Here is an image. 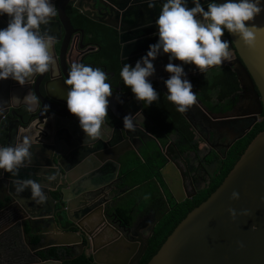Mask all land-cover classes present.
<instances>
[{
  "label": "water",
  "instance_id": "95a60500",
  "mask_svg": "<svg viewBox=\"0 0 264 264\" xmlns=\"http://www.w3.org/2000/svg\"><path fill=\"white\" fill-rule=\"evenodd\" d=\"M97 1L105 8L109 7L108 12L99 14V17L96 12L91 13L78 5L75 7L86 18L117 30L120 45L119 67L121 69L124 64H128L130 67L134 66L136 61L146 54L149 45L156 43L158 39L156 27L146 26L137 30L135 26L130 28H125L126 25L123 26L124 22L131 24V19H134L133 15L126 18L130 15L129 6L131 5L136 10L139 0H115L113 2L94 0L95 3ZM208 2L209 0H206V4ZM223 2L224 0H217V3ZM261 3L264 5V0H261ZM110 4L120 12V24H110L102 19L111 15L113 10ZM58 13L65 21L63 7L58 9ZM7 22H5L6 25ZM252 23L257 28H264V11L256 16ZM221 39L230 42L231 59L219 67L228 66L234 70L240 90L243 92L248 90L253 96L256 106L251 110L235 112V105L228 112L215 114L203 106L197 97L195 106L206 123L207 134L211 139H214L215 135L220 132L221 128L218 131V127L221 125H230L240 121L246 123L244 128H241L224 145L223 158H225L226 151L253 127L257 122V117L264 112V31L256 33V42L253 48L246 47L237 36L227 32ZM81 62L83 63L82 60ZM152 63L155 72L148 79L150 82L157 83L166 95L167 89L164 81L168 79L170 74L164 68L169 63L168 54L158 55ZM172 63L183 64L178 60H173ZM90 66L94 67L93 64ZM70 67H68L69 71ZM186 68L183 65V70L186 73L185 78L189 81L192 74L198 75L199 73L196 67L187 68V70ZM214 68L218 67L214 66ZM40 77L46 78L44 74H40L34 76L33 79L37 80ZM48 77L51 80L58 79L67 88L64 85L67 74L60 73L56 77ZM11 82V85H16L7 91V95L0 92V118L6 113V111L3 113V108L11 106L8 101L13 97L14 90L22 87L13 80ZM115 91H121V88H112L111 96ZM133 101L132 105L126 103L124 106L127 115H132L133 120L139 115L150 121L142 112L141 102L135 99ZM110 106L108 102V108ZM45 108V106L38 104L35 111L41 113ZM51 111L56 116L40 123L44 133H50L51 128H55L53 140L50 137L47 138V135L42 139L34 135L32 131L38 129V123H33L34 120L28 119L22 123L26 128L18 133L17 144H20L24 138L33 144L30 148L31 163L29 166L21 168L17 177H12L0 170V181L2 179L7 180L10 193L8 194L10 201L5 203L0 212L18 214L24 235L29 236V233L34 232L41 234L39 242L34 244L36 247L33 249L44 250L50 247L72 249L76 246L79 248L80 254L90 257L95 264H140L158 220L148 224L150 228L147 232H141L140 229H137V223L133 224L132 227L122 228L128 234L134 233V227L138 230L136 236L124 238L121 229L115 227L107 218L90 223V226H84L79 222V218L85 214L84 208H89L90 212L88 211L85 220L95 219L94 210H91L89 205L98 197L96 190L107 185L114 178L121 165L120 158L126 151L139 153L135 138H140V136L136 135L135 131H142L141 126L134 121L137 125L136 130L130 132L123 128V123L111 126L105 122L102 126V138L100 140L85 141L78 120L73 119L77 121L74 123L77 127L75 128L65 122L70 120L69 118L72 116ZM182 114L196 130L197 127L190 117L186 113ZM60 116L65 120L64 122L57 120L56 117ZM114 117L123 121L125 116L114 115ZM248 121H250L249 124H247ZM58 140L65 143L66 146H63L62 149H56L54 146L60 143ZM149 141H155V139L151 138ZM145 143L148 141L146 140ZM7 145L8 143L0 141V146ZM163 153L166 163L160 169V175L164 177L168 170L178 172H173L174 178L170 177L172 185L166 181L167 178H164L173 195L174 202L181 203L192 198L197 189L194 186H192L191 191L184 188L182 182L186 174L175 159L167 153L166 148H164ZM179 157L182 156L179 155ZM49 177L52 178L49 179ZM14 179L37 180L42 185L47 197L46 201L40 204L33 201L35 205L32 203L28 207L25 200L30 199V193L26 190L20 195H16L13 189ZM52 190L58 192L56 199L50 194ZM233 191L239 194V199H230V194ZM55 204L59 205V209L55 210ZM166 206L168 208V203ZM230 208L236 212L235 217H230L228 211ZM61 212H64L65 218L74 224L76 230H65L56 222L54 213ZM34 223L40 224L41 227L37 229ZM25 224H28L30 229L28 233L25 231ZM5 233L10 237L12 235L10 228L6 229ZM7 237L2 238V242H5L4 239ZM82 240L85 241V244ZM74 257L43 260L40 261V264H62L64 260H70ZM146 264H264V129L250 141L218 187L185 215Z\"/></svg>",
  "mask_w": 264,
  "mask_h": 264
},
{
  "label": "clouds",
  "instance_id": "9594fccd",
  "mask_svg": "<svg viewBox=\"0 0 264 264\" xmlns=\"http://www.w3.org/2000/svg\"><path fill=\"white\" fill-rule=\"evenodd\" d=\"M191 3L194 6L189 8L188 0H164L155 21L156 43L149 45L146 54L134 66L124 64L121 67L119 75L135 100L147 106L158 100L159 95L148 78L155 72L152 61L158 55L168 54L169 63L164 68L170 74L164 81L166 98L178 113H186L197 103V94L185 78L183 65H194L200 73L222 66L231 59L230 42L221 39L225 32L253 48L256 33L264 31L252 23L264 11L261 0H224L223 3L209 0L206 8L200 0H191ZM57 14V8L50 0H0V16L8 17L6 27L0 28V80L10 78L23 86L34 76L55 69V37L48 34L47 27L42 31L41 26H48ZM173 60L183 64H173ZM108 79L109 75L99 67L73 63L64 80L66 108L77 118L85 141L102 138L107 98L112 94V87L106 82ZM23 99L29 108L40 103L31 93ZM122 123L124 129L136 130L132 115H126ZM32 146L27 138L20 144L0 146V170L17 177L19 170L31 163ZM13 189L16 195L29 191L30 199L37 204L47 199L42 185L34 179H14ZM230 199H239V194L233 191ZM228 211L230 217L236 216L233 209Z\"/></svg>",
  "mask_w": 264,
  "mask_h": 264
},
{
  "label": "flooded vegetation",
  "instance_id": "af4514ba",
  "mask_svg": "<svg viewBox=\"0 0 264 264\" xmlns=\"http://www.w3.org/2000/svg\"><path fill=\"white\" fill-rule=\"evenodd\" d=\"M110 1L113 2L115 0H110ZM156 1H159V3L158 2L155 3ZM50 2L55 5V7L57 8V12L59 8L63 7L66 18L64 21L58 13L57 16L51 20L48 26H41L42 31L44 30L45 27H47L48 34L55 37V43L53 46L55 69H50L48 72L44 73V76L46 77L45 79L42 77L38 78L37 80L31 78L26 82L24 86L18 87L17 90H14L13 97L10 98V100L8 101L9 105L11 106L9 108H3V113L5 111L6 113L0 118V141L6 142L8 143V145L17 144L18 133H21L24 130V128H26V126L23 125L22 123L26 122V120L28 119H30L31 121L34 120L33 123L35 122L38 123L37 125L38 129L32 131L35 136L37 137L39 136L42 139L43 137H45V135H47V138L50 137V139L53 140L55 134V128H51L50 133H44L43 132L44 129L42 128L43 126H41L40 123L48 118L52 119L54 118V116H56V114L51 110L58 112L60 114H66L72 116V118H69L70 120L68 121L63 120L61 116L56 118L58 121H63V122L65 121L66 123L77 128L74 125L75 122L77 123L76 121L77 118L68 112L66 108L65 99L63 98L67 92V88L64 87L59 82L58 79L56 80L54 78L51 80L48 76L56 77L60 73L68 74L69 71L68 67L71 66L73 63H82L81 60L83 61L84 64L87 65L93 64L94 68L99 67L101 68V70L105 71L109 75V79L106 82L110 83L112 88L114 89H116L117 87L121 88V91H115L112 96L107 98L111 106L110 108H107V117L105 118V122H107L111 126L121 124L122 121L119 118H115L114 115L119 117L126 116L128 113L124 108V106H126V103H130L132 105L134 102L133 100L135 99L130 88L128 89L125 88L120 75L117 74L115 70L109 69L107 67V65L104 62L105 59L101 55L103 50V43L104 44L107 43L109 39L108 32L98 29L97 32L95 33L93 32L88 33L83 29L82 26H78L74 22L73 11H76L77 13H80L82 15V13L75 7V5H78L81 8L88 10L91 13L96 12L97 16L99 14L105 13V11L108 12L109 7L105 8V6H102L98 1L95 3L94 0H79V1L50 0ZM163 2L164 0H139L137 4L138 7L136 10H134L130 5L129 6V8L131 9L130 15H128L126 18L133 15L134 19H131V24H125L124 22L123 26L125 27L126 25L127 27L125 28H130L131 26H135L137 30H139L140 27L143 28L146 26L156 27L155 21L159 15L160 8ZM200 2L202 6L205 7L207 6L206 0H200ZM154 3L159 5L156 6ZM149 4H151L152 6L149 7ZM187 6L191 8L192 6L191 0H188ZM112 10L113 11L111 12L110 16H106L102 19L110 24H116V25L120 24L121 23L120 12L116 10L114 7H112ZM89 20L93 21L91 19ZM6 21H8L7 16H0V28L5 27ZM103 26L113 31H116V42L119 46V53H120V45L118 42L117 30L108 27L106 25ZM118 64H119V54H118ZM184 66L187 67L188 69H191L192 67L195 68V66L191 64H186ZM205 73L199 72L198 75L192 74L190 76V82L192 78L198 77L200 75H204ZM11 80L12 79L10 78L5 80H0V90H1L0 92H3L4 95L5 94L7 95V91H9V89L11 90L16 85V84L11 85L12 83ZM151 83H155V82H151ZM28 93L35 94L40 101L39 104L46 107L43 112L40 113L35 111L38 105H33L31 106V108L25 105L23 98ZM235 96H239L241 97V100H243V102L241 101V103H238L239 108L241 110H248V109L251 110L256 108L253 96H251L248 90H244L243 92L239 89V91L235 94ZM48 108L51 110H49ZM119 110H122V112H120ZM142 112H143V104H142ZM186 114L190 117L193 124H195L197 127L196 130H194V128L190 124V127L194 133V143L197 146V148L194 152L190 151L186 153L189 158L188 160H185L184 155H182V157L172 156L171 154L170 155L173 157V159H180V161L183 162L182 168H184V170L182 168L181 169L186 174L182 182L184 188L187 191H191L192 186H194L198 191L203 189L209 184V180L213 173V170H215L216 168L217 160L224 159L223 158L224 149L222 152L220 148L221 147L224 148V145L228 141H230L231 137H233L232 135L237 134L241 130V128H244L246 123L245 121H240L238 123H232L230 125H221L218 127V131L220 128L221 130L220 132H218V134L215 135L216 137L215 140H211L209 135L206 133L207 132L206 123L204 122L203 117L200 115V111L197 109L195 104L189 108ZM216 114H220V113H216ZM36 117L37 119H35ZM263 118H264V112H262L257 117V122L263 120ZM143 119H144L143 117L138 115V117L134 120L142 128V131L140 132L135 131V133H137L136 135L140 136V138H135V144L136 146L139 147V151L144 145L146 140L150 142L149 139L151 140V138L152 139L154 138L153 134L151 133L153 123L150 121L151 126L149 124L147 125L145 123L146 120L144 121ZM249 123L250 121H248L247 124ZM220 138L223 141L225 140L226 143L224 144H220L219 142L217 143L218 140L216 139H220ZM58 141L60 143L54 146L56 149H62L63 146H66L65 143L61 142L60 140ZM172 144L173 141L170 139L168 141V144L164 148L167 149L168 146ZM164 148L162 149L163 152H164ZM128 152H135V151H126L123 157L120 158L121 165L114 178H112L107 185H104L96 190V192H98V197L94 199V201H92L93 203L91 202L92 204L89 205L91 206V210H94L95 219L85 220V217L90 212L89 211L90 209L88 208L89 209L88 210L87 208H84L85 214L81 216V218H79V222L84 224V226H90V223H94L95 221H99L102 220L103 218H107L108 221L112 223L115 227L117 228L119 227L121 229L124 238H126V236L128 237L136 236L135 234L138 230H136L135 227L133 229L134 233H129V234L127 233L126 230L122 229L126 227H132V225L135 223H137L136 227L137 229H140L141 232L142 231L147 232L149 230L150 227H148V224L154 221L153 219L154 217L150 212L146 214H140L130 225H126L123 224L117 211L118 206L126 199L128 192L131 190L127 185L124 184L125 176L121 174L122 160L127 155ZM212 153H214L217 156V160L214 158L210 163L205 162L206 156ZM101 191H103V193H100ZM57 193L58 192L56 190H52L50 192L51 196H53L55 199L58 197ZM8 194L10 193L8 190L7 180L2 179L0 181V209L5 205V203L10 201V199L8 198ZM165 200L167 199L165 198ZM18 206H19V202H18ZM57 209H59V205L55 204V210ZM54 217L56 219V222L60 224L63 229L76 230L74 224L69 222L65 218L64 212L58 214L54 213ZM34 225L37 227V229L41 227V225L38 223H34ZM8 228L11 229L12 232L11 237L5 233L6 229ZM27 230L29 232L30 229L28 227V224H25L26 233H28ZM34 233L32 234L29 233V236H26L22 233L21 223L20 220H18V214L16 213L11 214L10 212L8 213L0 212V264H40V261L42 262L43 260L65 259L66 257H73V256H75L74 258H76L81 255L90 258L85 254H80L79 248L76 246L72 249L56 247L59 249L57 258L41 257L40 252H46L49 248L44 250L38 248L33 249V247H36L34 246V244H37L39 242V240L37 243L33 241V239L35 238L33 236ZM131 234L134 235L131 236ZM38 235L41 237V234ZM6 236L8 237L4 239L5 242H2V238ZM82 242L85 244L84 240H82Z\"/></svg>",
  "mask_w": 264,
  "mask_h": 264
},
{
  "label": "trees",
  "instance_id": "16d2710c",
  "mask_svg": "<svg viewBox=\"0 0 264 264\" xmlns=\"http://www.w3.org/2000/svg\"><path fill=\"white\" fill-rule=\"evenodd\" d=\"M206 8V7H205ZM74 22L82 26L88 33L97 30L107 31L109 39L103 43L101 55L109 69L119 74L118 54L119 46L116 42V31L101 24L90 21L80 13L73 11ZM159 98L151 105L143 104V112L153 123L151 133L155 141L145 143L139 153L128 152L122 160L121 174L125 176L124 184L131 189L126 199L118 206L117 211L123 224L130 225L140 214L150 212L154 217L155 224L153 232L148 241V247L140 260V264H146L150 257L157 251L166 237L174 227L185 217V215L202 201H204L222 182L227 173L239 159L250 141L264 129L263 120L254 124L242 138L234 142L227 150L224 159H218L212 153L205 158L210 163L214 158L217 160L216 168L210 177L209 184L196 194L181 203H175L172 199L165 200L164 184L161 180L160 169L166 163L163 148L171 139L172 145L168 146L167 152L172 156L185 155L194 152L197 146L194 143V133L190 123L182 113L175 110L166 95L156 83H151ZM193 92L197 94L202 105L212 113L228 112L235 104L234 96L239 91L237 75L231 67L224 66L211 69L204 75L191 79ZM128 89V87L125 86ZM173 138V139H172ZM148 197L145 199V197ZM168 203V208L166 206ZM39 237L33 241L37 243ZM58 248L51 247L46 252H40L41 257H58ZM62 264H94L90 258L84 255L70 260H64Z\"/></svg>",
  "mask_w": 264,
  "mask_h": 264
},
{
  "label": "crops",
  "instance_id": "0c3cea01",
  "mask_svg": "<svg viewBox=\"0 0 264 264\" xmlns=\"http://www.w3.org/2000/svg\"><path fill=\"white\" fill-rule=\"evenodd\" d=\"M157 2L159 3V1H156L155 3H157ZM155 3H154V4H155ZM155 5L157 6V5H159V4H155ZM193 6H194V5H192L191 7H193ZM158 8H159V6H158ZM239 89H240V88H239ZM234 99H235V104L233 105V107L236 105L234 111H235V112H238V111L240 112L241 109L239 108V104H238V103H241V101L243 102V100H241V97H239V96H234ZM233 107H232V108H233ZM116 108H117V106H116ZM118 108H120V107H118ZM232 108H231V109H232ZM231 109H230V110H231ZM119 111L122 112V110H119ZM143 120L145 121L146 119H143ZM145 123H146L147 125L149 124V125L151 126V122H150V121L146 120ZM239 129H240V128H239ZM206 133H207V132H206ZM234 135H236V134H233L232 136H234ZM215 138H216V137H214V139H211V140H215ZM221 138H223V137H221ZM221 138H220V139H216V140H218L217 143H218V142H219L220 144H224V143H226L225 140L223 141ZM231 138H232V137H231ZM231 138H230V139H231ZM220 149H221L222 152H223V149H224V148L221 147ZM201 153H202V151H201ZM184 157H185V160H188V159H189L187 154H185ZM175 161L178 163V165L180 166V168L183 167V162L180 161V159H175ZM182 169L184 170V168H182ZM173 172H174V173H178V172H175L174 170H168V171L165 172L164 177L161 176V180H162V182H163V184H164V188H163V189L165 190V191H164V195H165L164 197H165L168 201L171 200V199L173 200V195L171 194L170 189L168 188V185L166 184V181H167L170 185H172V180L170 179V177H172V178L175 177V174H174ZM164 178H167V180L165 181ZM162 192H163V191H162ZM22 201H23V200H22ZM25 203H26V205H28V207H29V206L33 203V201H32L31 199H26V200H25ZM33 205H35V204L33 203ZM28 210H31V209H28ZM32 211H33V210H32ZM26 228H27V227H26ZM27 232H28V230H27ZM54 233H55V232H54ZM33 236H34V237H40L37 233H34Z\"/></svg>",
  "mask_w": 264,
  "mask_h": 264
}]
</instances>
